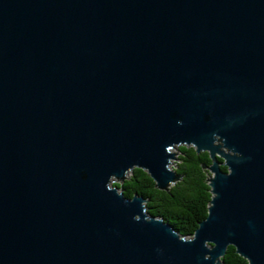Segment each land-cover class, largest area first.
Masks as SVG:
<instances>
[{"label":"water","instance_id":"1","mask_svg":"<svg viewBox=\"0 0 264 264\" xmlns=\"http://www.w3.org/2000/svg\"><path fill=\"white\" fill-rule=\"evenodd\" d=\"M206 152L190 237L167 191ZM220 167H225L223 171ZM264 264V0H0V264Z\"/></svg>","mask_w":264,"mask_h":264},{"label":"trees","instance_id":"2","mask_svg":"<svg viewBox=\"0 0 264 264\" xmlns=\"http://www.w3.org/2000/svg\"><path fill=\"white\" fill-rule=\"evenodd\" d=\"M175 172L181 179L172 184L167 191L154 187L153 180L148 174L134 168L122 183H112L123 192L126 198L134 193L145 199L146 213L149 216L159 217L169 223L181 237L192 236L197 223L205 218L210 199L207 184V171L201 165L209 164L206 152L196 153L191 146H178ZM223 171L225 167H220ZM223 264H247V261L235 253L232 246H227Z\"/></svg>","mask_w":264,"mask_h":264},{"label":"rangeland","instance_id":"3","mask_svg":"<svg viewBox=\"0 0 264 264\" xmlns=\"http://www.w3.org/2000/svg\"><path fill=\"white\" fill-rule=\"evenodd\" d=\"M172 151L177 153V151H176L175 148H174ZM177 154H178V153H177ZM175 163H176V160H174V163L170 164V167L174 169V168H175ZM113 182H114V181H113Z\"/></svg>","mask_w":264,"mask_h":264}]
</instances>
